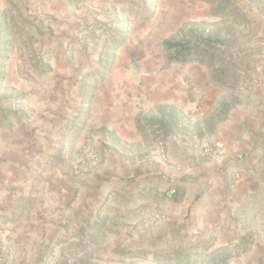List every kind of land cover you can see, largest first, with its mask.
<instances>
[{"label": "rangeland", "instance_id": "obj_1", "mask_svg": "<svg viewBox=\"0 0 264 264\" xmlns=\"http://www.w3.org/2000/svg\"><path fill=\"white\" fill-rule=\"evenodd\" d=\"M198 65L209 74L208 92L195 110L205 115L197 125L209 138L206 143L223 144L219 134L212 138L213 122L257 97L252 114L259 123L261 157L256 168L264 157V0H0V129L8 127L14 135L16 125L34 119L38 87L52 89L48 79L62 91L64 106L72 108L63 106L61 114L78 116L75 132L98 88L115 79H124L128 100L140 109L139 122L166 112L168 125H174L173 110L142 106L145 79L167 78L174 71L181 74L173 79H189L188 69ZM193 125L187 115L185 130L192 132ZM60 129L59 146L42 157L31 149L18 173L29 190L39 188L47 173L73 176L83 198L72 210L59 205L52 226L33 227L32 243L21 221L36 216L35 199L17 203L13 211L5 205L0 264H264V195L253 197L232 221H204L184 238H168L158 228L168 189L154 191L155 204L144 218L146 193L133 192L135 181L91 177L101 162L98 151L87 146L68 163L70 128ZM5 139L0 137V160L8 158ZM253 150L247 148L242 158ZM202 191L197 188L194 201ZM178 193L169 195L175 199Z\"/></svg>", "mask_w": 264, "mask_h": 264}, {"label": "crops", "instance_id": "obj_2", "mask_svg": "<svg viewBox=\"0 0 264 264\" xmlns=\"http://www.w3.org/2000/svg\"><path fill=\"white\" fill-rule=\"evenodd\" d=\"M204 72L198 65L193 70L188 69L189 79H173L179 76L180 72L176 71L167 78L145 79L147 85L142 106L147 110H173L177 114L174 125H168L170 117L165 115L166 112L147 115L146 124L139 122L140 109L128 100L129 96L121 85L124 79H115L110 86L103 83L95 94L91 111L82 117L83 125L78 134L73 127L74 118L78 116L75 117L72 111L68 116L61 114L60 109L65 103L63 93L55 90L53 79H48L49 87L54 90L38 87L35 95L38 110L30 125L26 124L28 121L16 125L15 135L8 127L0 129V137H6L5 154L9 158L0 160V210L7 205L13 211L17 203L21 204L27 198L35 199L32 211L36 216L21 221L28 229L25 238L32 243L35 236L33 227L52 226L59 205L72 210L75 203L83 198L74 189V183L78 182L73 181V176L59 178L47 173L40 179L39 188L29 190L25 188V178L18 173L24 170L31 149L42 157L59 146L60 126L66 124L70 128L67 162L77 161L86 146L96 149L101 167L93 169L90 176L134 180L133 192L142 190L146 193L142 200L145 206L141 211L144 218L149 217L155 204L150 198L154 191L168 189L170 198L163 200L162 219L158 222L162 235L184 238L185 232L195 231L204 221L234 220L237 211L251 204L253 197L264 195V157L261 164L253 167L261 157L255 136L259 123L256 114H252L257 97H252L249 103L237 105L213 122L212 138L219 134L223 148L206 154L203 147L209 138L199 133L197 125L205 115L203 112L195 114L199 98L208 92L206 82L209 74ZM64 107L72 110L68 105ZM187 115L195 128L189 133L184 127ZM247 148L255 150L250 157L245 155L246 158H242ZM160 149L164 150L163 155H159ZM184 174L189 177L188 181L182 182ZM60 185L67 190L61 192ZM198 187L203 191L194 201ZM171 188L179 192L175 199L169 195ZM134 204L137 205L138 201ZM262 259L264 248H261Z\"/></svg>", "mask_w": 264, "mask_h": 264}, {"label": "built area", "instance_id": "obj_3", "mask_svg": "<svg viewBox=\"0 0 264 264\" xmlns=\"http://www.w3.org/2000/svg\"><path fill=\"white\" fill-rule=\"evenodd\" d=\"M223 147V144L220 140H214L211 143L205 144V152L208 154H213ZM176 192L175 188L169 189V194Z\"/></svg>", "mask_w": 264, "mask_h": 264}]
</instances>
